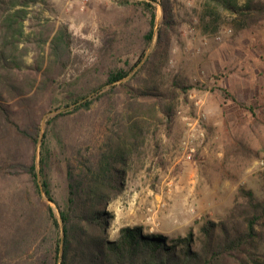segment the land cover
Segmentation results:
<instances>
[{"label":"rangeland","instance_id":"1","mask_svg":"<svg viewBox=\"0 0 264 264\" xmlns=\"http://www.w3.org/2000/svg\"><path fill=\"white\" fill-rule=\"evenodd\" d=\"M29 2L20 53L13 68L0 69V103L16 125L0 118V264L55 263L57 231L48 207L57 216L59 211L37 193L28 167L35 163L39 172L47 123L59 114H65L57 126L64 142L48 136V174L60 203L67 161L76 166L115 149L128 135V117L140 120L144 137L135 141L122 188L105 207L110 240L122 228L140 226L168 239L191 233L198 242L207 222L232 220L236 199L245 202L240 190L252 191L264 204V108H258V70L251 61L264 58L263 18L250 22L206 0ZM144 3L156 10L149 46ZM62 26L72 45L58 63L50 46ZM145 47L130 76L113 89L104 87L90 108L72 105L89 83L105 81L110 67L134 64ZM145 91L149 95H139ZM257 230L248 253L264 258V217ZM228 263L237 264L236 258Z\"/></svg>","mask_w":264,"mask_h":264},{"label":"trees","instance_id":"2","mask_svg":"<svg viewBox=\"0 0 264 264\" xmlns=\"http://www.w3.org/2000/svg\"><path fill=\"white\" fill-rule=\"evenodd\" d=\"M206 1L213 8H221L231 15L245 17L250 22L257 23L261 18L264 19V0H245L244 4H240L239 0ZM122 2L127 3L128 0ZM29 5V0H0V69L13 68L16 62V53H20L19 44L26 35L25 21L30 14ZM143 7L149 14V29L144 35L145 45L149 46L155 34L156 10L150 3H144ZM71 45L72 36L68 27L62 26L52 38L50 46L58 63H62L69 54ZM145 53L146 47L134 64L126 61L122 66L110 67L105 81L101 82L99 79L95 84H86L87 88L74 99L72 105H77V109L90 108L104 93V87L111 86L110 89H113L130 76L142 62ZM251 61L259 73L258 108L260 105L264 108V83L260 82L264 79V58ZM129 93L137 100L138 95L133 89H129ZM226 94L234 102L238 101L229 92ZM139 95L143 97L149 94L145 91ZM3 99L0 86V100ZM240 105L247 108L245 104ZM247 109L253 113L252 108ZM166 113L170 116L169 108ZM11 116V112L0 103V118L14 126ZM64 116L65 114L56 115L47 123L40 147L39 172L35 163L28 167V174L37 193L41 195L43 192L59 211L57 216L54 209L48 207L49 219L57 231L54 264H229L228 260L231 258H236L237 264H264V258L256 256V253H248V247L254 245L260 235L257 226L264 217V204L257 201L252 191L243 189L240 193L245 202L236 199L232 220L207 222L200 229L198 242L191 233L186 237L168 239L162 234H145L140 226L122 228L119 237L110 240L108 229L111 216L105 211V207L121 190L123 167L127 165L128 155L136 150L135 141L143 135L140 120L135 115L128 117V135L120 139L115 149L110 148L106 153L82 159L76 166L67 161L66 193L63 203L57 201L48 174L53 157L48 136L54 133L56 142H64L61 132L57 130L58 120ZM58 127L61 129L60 125ZM116 136L118 138V134ZM235 216L239 220H235Z\"/></svg>","mask_w":264,"mask_h":264},{"label":"built area","instance_id":"3","mask_svg":"<svg viewBox=\"0 0 264 264\" xmlns=\"http://www.w3.org/2000/svg\"><path fill=\"white\" fill-rule=\"evenodd\" d=\"M264 163V159H263V162H262V164Z\"/></svg>","mask_w":264,"mask_h":264},{"label":"crops","instance_id":"4","mask_svg":"<svg viewBox=\"0 0 264 264\" xmlns=\"http://www.w3.org/2000/svg\"><path fill=\"white\" fill-rule=\"evenodd\" d=\"M259 74V73H258Z\"/></svg>","mask_w":264,"mask_h":264}]
</instances>
